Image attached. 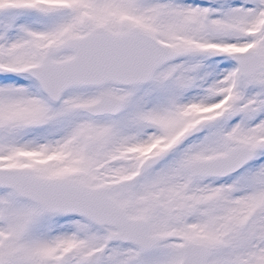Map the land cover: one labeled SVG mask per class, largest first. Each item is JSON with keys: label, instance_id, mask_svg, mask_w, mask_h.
Returning <instances> with one entry per match:
<instances>
[{"label": "snow or ice", "instance_id": "snow-or-ice-1", "mask_svg": "<svg viewBox=\"0 0 264 264\" xmlns=\"http://www.w3.org/2000/svg\"><path fill=\"white\" fill-rule=\"evenodd\" d=\"M0 264H264V0H0Z\"/></svg>", "mask_w": 264, "mask_h": 264}]
</instances>
